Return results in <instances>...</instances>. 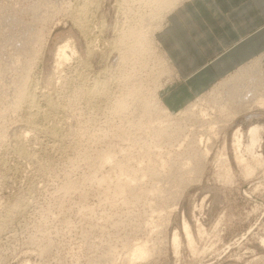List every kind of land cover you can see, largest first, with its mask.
Instances as JSON below:
<instances>
[{"label": "rangeland", "instance_id": "obj_1", "mask_svg": "<svg viewBox=\"0 0 264 264\" xmlns=\"http://www.w3.org/2000/svg\"><path fill=\"white\" fill-rule=\"evenodd\" d=\"M119 1L0 0V264H264V107L225 124L212 89L228 77L189 110L169 109L160 90L172 72L157 33L172 10ZM132 11L148 22L135 24ZM202 111L216 119L211 132L193 123ZM187 118L179 140L156 135ZM252 125L261 127L254 153Z\"/></svg>", "mask_w": 264, "mask_h": 264}, {"label": "crops", "instance_id": "obj_2", "mask_svg": "<svg viewBox=\"0 0 264 264\" xmlns=\"http://www.w3.org/2000/svg\"><path fill=\"white\" fill-rule=\"evenodd\" d=\"M157 40L172 72L160 98L171 110L184 108L264 56V0H183L167 14Z\"/></svg>", "mask_w": 264, "mask_h": 264}, {"label": "bare ground", "instance_id": "obj_3", "mask_svg": "<svg viewBox=\"0 0 264 264\" xmlns=\"http://www.w3.org/2000/svg\"><path fill=\"white\" fill-rule=\"evenodd\" d=\"M130 1H133V0H130ZM136 1H140L141 2V0H136ZM135 1V2H136ZM146 1V0H145ZM145 1H143L144 3H145ZM91 2H93V1H91ZM139 2V3H140ZM119 3H120V6H122L124 3H127V5L126 6H124V7H127L128 6V4H133L134 2H131V3H129V0H120L119 1ZM138 3V4H139ZM147 3V2H146ZM149 3H151L152 5H153V8H154V11L156 10L157 12H162V11H164L165 9H170V11L171 10H173L175 7H176V5H175V3H176V0H149ZM91 4H93V3H91ZM141 4V3H140ZM85 5V4H84ZM83 5V6H84ZM137 4H134V6H136ZM130 6V5H129ZM133 6V7H134ZM151 6V5H150ZM131 7V6H130ZM139 7V6H138ZM89 8V7H88ZM122 8H123V6H122ZM135 8V7H134ZM137 8V7H136ZM164 8V9H163ZM84 9V8H83ZM124 9V8H123ZM129 11L131 10L129 7L127 8ZM141 10V8H138V9H136V10ZM160 9V10H159ZM150 11V10H149ZM78 12V11H77ZM81 12V11H80ZM125 12V11H124ZM127 12V11H126ZM151 12V11H150ZM153 12V11H152ZM157 12H155V13H157ZM132 13H133V18H135V24L137 23H139V22H141V19H142V21H143V23H144V25H145V23H147L148 21H146V19H143V17H144V15H143V17H142V14H141V12L140 11H135V12H133L132 11ZM164 13V12H163ZM169 13V12H168ZM153 14V13H152ZM83 15V14H82ZM149 17V16H148ZM166 17V16H165ZM76 18V17H75ZM78 18H79V16H78ZM17 20L19 19V18H16ZM140 20V21H136V20ZM12 19H10V22H12V25L13 24H15V23H18V21L17 20H12ZM20 23V22H19ZM18 23V24H19ZM79 24H80V26L82 27V26H84V24H83V22H81V20L79 21ZM86 24V23H85ZM10 26H11V24H10ZM28 28H33V26H32V22L31 23H28L27 25H26ZM16 27H17V25H16ZM8 29V28H7ZM11 29V28H10ZM82 29V28H81ZM84 29V28H83ZM12 30V29H11ZM10 30V31H11ZM34 30H36V29H34ZM38 31V30H37ZM87 31V30H86ZM6 33V32H5ZM27 33V32H26ZM31 33H33V31L31 32ZM38 33V32H37ZM37 33H36V35H37ZM134 33V32H133ZM40 34V33H39ZM138 32H135V35H134V38H136V37H138ZM29 35V34H28ZM33 35V34H32ZM30 37V36H29ZM9 38V37H8ZM31 38V37H30ZM35 38V37H34ZM39 38V37H38ZM146 38V37H145ZM17 39V38H16ZM37 39V38H36ZM36 39H33V40H36ZM21 40V39H20ZM29 40H32V39H29ZM139 42H143L144 43V37L143 36H141V34H139ZM24 41V40H23ZM21 42V41H20ZM30 42V41H29ZM19 43V42H18ZM27 43V42H26ZM134 43V42H133ZM146 43V42H145ZM22 44V43H21ZM17 45V44H16ZM30 45V44H29ZM29 45H28V47H29ZM23 46H24V44H23ZM27 46V45H26ZM25 46V47H26ZM22 47V46H21ZM146 47V46H145ZM17 48V47H16ZM27 48V47H26ZM20 49V48H19ZM29 49V48H28ZM67 49H70V47H69V45L67 44V43H65V44H63V45H61V46H59L58 47V51H57V60H59V61H61L62 62V60H65V59H67V54H66V50ZM143 49V48H142ZM142 49H140V50H142ZM17 51H18V49H17ZM21 51H22V48H21ZM18 52H20V51H18ZM25 52V51H24ZM70 52H71V49H70ZM263 58H264V56L263 55H261V56H259L254 62L252 61V63L251 64H246L245 66H243V67H241L239 70H237L233 75H230V78L229 79H227V80H223L222 82H221V84L219 83L218 85H216L212 90L213 91H215V95L214 96H216V97H219V98H221V100H219L218 101V103H216V105H218L217 107H218V110L220 111L221 110V115L224 117V120H223V122L225 123H227V122H229V120L230 119H233L232 117H235L237 114H239L240 112H244V111H247L248 109H251V108H253V107H257V106H259L260 108H262V107H264V67H263V64H262V61H263ZM15 60V59H14ZM141 61V60H140ZM60 62V63H61ZM59 63V64H60ZM63 63V62H62ZM145 65V64H144ZM141 66V65H140ZM155 76V75H154ZM24 80V79H23ZM28 79H26V81H27ZM22 81V80H21ZM148 83V82H147ZM25 84V83H24ZM154 84V83H153ZM24 87H23V89L24 90H27V89H25V85H23ZM22 88V87H21ZM144 88V87H143ZM22 89V90H23ZM137 88H135L134 89V91H137L136 90ZM24 90L23 91H21V92H19V96L21 97V96H23L24 95ZM132 91V90H131ZM145 91V90H144ZM89 92V91H88ZM138 92V91H137ZM141 92V91H140ZM99 93V92H98ZM90 94V93H89ZM135 94V93H134ZM138 94V93H137ZM144 94V93H143ZM91 95V94H90ZM219 95V96H218ZM135 96H137V95H135ZM31 98H32V95L30 96ZM120 97V96H119ZM118 97V98H119ZM150 97V96H149ZM17 99V98H16ZM29 99V98H28ZM126 99V98H125ZM159 99V98H158ZM217 99V98H216ZM21 100V99H20ZM33 100V99H32ZM21 102V101H20ZM120 102V101H119ZM123 99H121V102H120V104H119V106L120 107H123L124 106V104H123ZM140 102H142V101H140ZM26 103V102H25ZM30 103V102H29ZM143 103V104H142ZM141 103V105H142V107H140V108H143L144 109V111L142 112V113H149L150 111H151V114L153 115V111L155 110V106H153L152 104H151V102L150 101H148V100H144V102H142ZM17 104V103H16ZM118 104V103H117ZM160 104H161V102H160ZM139 105V104H138ZM33 106V105H32ZM119 106H117V107H119ZM157 106V105H156ZM192 106H194V103H190V104H188L187 106H185V108H184V111H187V110H189L190 108H192ZM30 107V106H29ZM116 107V106H115ZM139 107V106H138ZM139 108V109H140ZM118 109H120V108H118ZM151 109H154V110H151ZM110 110V109H109ZM121 110V109H120ZM137 110V109H136ZM142 109H140L139 111H141ZM119 111V110H118ZM116 112V111H115ZM123 112V111H122ZM129 112V111H128ZM203 112V111H202ZM118 113V112H117ZM155 113V112H154ZM194 112H192L191 114L189 113V114H186L185 115V117H192L193 118V116H192V114H193ZM247 113V112H246ZM120 114V113H119ZM151 114L149 115V116H151ZM195 114V113H194ZM125 115V114H124ZM147 115V114H146ZM173 114L171 113V112H169V110H167L166 111V113H165V115L164 116H166V117H171ZM191 115V116H190ZM128 116V115H127ZM132 116H134V115H132ZM137 116H139L138 114H137ZM143 116V115H142ZM144 116H145V114H144ZM146 117V116H145ZM144 117V118H145ZM197 118H196V121H193V123L195 124V126H196V128H199L200 130H201V132H203V130L205 129V130H207V131H209V132H211L212 131V129H214L215 127H217L216 126V124H215V121H213V120H216V119H211V117H209L208 116V114L204 111L202 114H200V115H197L196 116ZM30 118V117H29ZM134 118V117H133ZM136 118V117H135ZM143 118V119H144ZM147 118V117H146ZM145 118V119H146ZM149 118V117H148ZM154 118H156V116L154 117ZM151 119V118H150ZM153 119V118H152ZM189 118H187L185 121L187 122H177L174 126H168V125H163V126H159V127H161V128H158L157 127V131H155V133H156V135L158 134L159 135V133H157V132H160V135L162 134L161 132H164V134H165V132L167 131L168 133H166L164 136H166L167 135V137H169V138H171V137H175L176 139H178L180 136H182V134L184 133V131L186 130V129H188V127H187V125H188V122H189V120H188ZM133 120V119H132ZM137 120H139V119H137ZM188 120V121H187ZM134 121V120H133ZM218 122L220 121V120H217ZM150 122V121H149ZM154 122V121H153ZM127 123V122H126ZM192 123V124H193ZM225 123V124H226ZM142 125V124H141ZM150 125V124H149ZM171 125V124H170ZM190 125V124H189ZM225 126V125H224ZM141 128V127H140ZM207 128V129H206ZM134 129H135V127H134ZM104 130V129H103ZM129 131V130H128ZM260 132H261V127L260 126H258V125H252L249 129H248V131H247V133H248V137H249V143L247 144V145H245V149L246 150H249V151H252L253 153L255 152L254 151V148L256 147V146H258V145H260V141H261V135H260ZM134 133V132H133ZM144 133V132H143ZM123 134V133H122ZM121 134V135H122ZM149 134V133H148ZM146 135H147V133H146ZM115 136V135H114ZM141 136V135H140ZM163 135H162V137H164ZM116 137V136H115ZM156 137V136H155ZM158 137V136H157ZM167 137H165L164 139H162V140H166V139H168ZM160 139V138H159ZM174 139V138H173ZM204 139H206V138H204ZM122 140V139H121ZM172 140V139H171ZM171 140H169V141H171ZM179 140V139H178ZM184 140V139H183ZM207 140H209V139H207ZM135 141V140H134ZM168 141V142H169ZM202 141H203V138H202V135H200V138H199V143H202ZM154 142V141H153ZM161 142V144L162 143H164V141L162 142V141H160ZM175 141H173V143H174ZM157 143L159 144V142L157 141ZM171 143V142H170ZM179 143H181V139H180V142ZM178 143V144H179ZM165 144V143H164ZM177 143H176V145H175V147L178 145ZM182 144V143H181ZM181 144H179V146L181 145ZM193 144V143H192ZM233 144H234V147H235V151H236V155H235V157H236V160H237V162L239 163V164H244V163H246V159L243 157V155H241V148L244 146V144H243V139H242V133L240 132V129L239 128H237V130H235V133H234V135H233ZM153 145V144H152ZM155 145V144H154ZM174 145H172V146H174ZM134 146V145H133ZM165 146V145H164ZM170 146V145H169ZM189 146H191L190 144H189ZM131 147V146H130ZM144 147V146H143ZM155 147V146H154ZM177 148H179V147H177ZM184 148V147H183ZM195 146H192V147H190V149H189V152H187L186 150V152L189 154V153H191V154H189V155H194L195 153H194V150H195ZM198 148V147H197ZM168 149V148H167ZM243 149V148H242ZM148 151H150L151 152V154H153L152 153V151L153 150H148ZM179 151V150H178ZM242 151H245V150H242ZM163 152H165V151H163ZM198 152V151H197ZM205 152H207V149L205 150ZM246 152H248V151H246ZM179 153V152H178ZM244 153V152H243ZM242 153V154H243ZM144 154V153H143ZM146 154H148V153H146ZM185 154V153H184ZM197 154V153H196ZM202 154L203 155H205V153H204V151L202 152ZM250 154H252V153H250ZM96 155V154H95ZM181 155V154H180ZM186 156H187V154H185ZM185 155H183V156H185ZM253 155V154H252ZM185 156V157H186ZM192 156H189L190 158L192 157ZM198 156H199V154H198ZM202 156V155H201ZM188 157V156H187ZM195 156H193V158H194ZM255 158H257V160L261 157V155L260 154H257V156L255 155L254 156ZM172 158V157H171ZM181 158V157H180ZM183 158V157H182ZM181 158V159H182ZM190 158H188L189 160H191ZM196 158V157H195ZM173 159H174V157H173ZM196 159H198V158H196ZM195 159V160H196ZM201 159V158H200ZM180 160V159H179ZM202 160V159H201ZM160 161V160H159ZM186 161H188L187 159H186ZM164 162H165V160H164ZM171 162V161H170ZM195 162V161H194ZM107 163V162H106ZM163 163V162H162ZM121 164V163H120ZM175 164V163H174ZM185 164V163H184ZM122 165V164H121ZM162 165V164H161ZM165 166V165H164ZM181 166V165H180ZM247 167H245V169L246 168H248L247 169V171L249 170V171H252V169L250 168V166L249 165H246ZM132 167V166H131ZM172 167V166H171ZM174 167V166H173ZM172 167V168H173ZM244 167V166H243ZM150 168V167H149ZM154 168V167H153ZM148 169V168H147ZM122 170V169H121ZM159 170V169H158ZM136 172V171H135ZM148 172V171H147ZM150 173V172H149ZM154 173H156V172H154ZM159 174V173H158ZM121 175V174H120ZM142 176H144V175H142ZM154 176V175H153ZM89 177V176H88ZM137 179V178H136ZM139 179V178H138ZM129 181V180H128ZM152 185V184H151ZM123 186V185H122ZM147 188V187H146ZM153 188V187H152ZM138 189V188H137ZM151 189V188H150ZM155 189V188H154ZM122 190V189H121ZM120 190V191H121ZM84 193V192H83ZM145 193V192H144ZM185 232H186V234H187V236L189 237V232H188V229H187V227L185 226ZM177 242H178V238H177V235L175 234L174 235V237H173V244L174 245H176L177 244ZM136 257H141V255H142V257L144 256V254H146L147 252L144 250V247H137L136 248ZM134 254H135V252H134Z\"/></svg>", "mask_w": 264, "mask_h": 264}]
</instances>
